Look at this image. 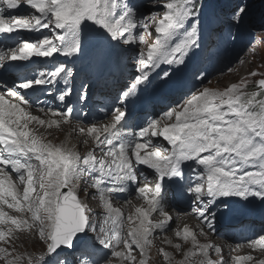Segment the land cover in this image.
<instances>
[{"label": "snow or ice", "instance_id": "6c2138e0", "mask_svg": "<svg viewBox=\"0 0 264 264\" xmlns=\"http://www.w3.org/2000/svg\"><path fill=\"white\" fill-rule=\"evenodd\" d=\"M208 8L205 0H0V264H228L205 226L214 230L218 215L250 205L264 212V73L249 71L259 78L223 89L190 88L144 121L133 122L128 107L141 86L171 79L162 65L211 61L218 41L245 38L246 0L223 16ZM258 27L264 41V16ZM34 57L48 69L9 82L19 70L13 62ZM113 67L133 71L118 106L100 109L110 119L71 126L89 98L90 73ZM38 92L63 107L40 106L46 119L33 115L47 104ZM64 125L71 127L59 143L39 132L63 133ZM133 194L138 205L127 199ZM121 196L130 211L114 203ZM185 199L184 214L200 223L172 229ZM167 232L162 243L171 251L157 239ZM247 247L264 252V234ZM254 260L236 256L234 264Z\"/></svg>", "mask_w": 264, "mask_h": 264}, {"label": "rangeland", "instance_id": "374dc122", "mask_svg": "<svg viewBox=\"0 0 264 264\" xmlns=\"http://www.w3.org/2000/svg\"><path fill=\"white\" fill-rule=\"evenodd\" d=\"M221 1H222V4H229V5H232L233 2H235V0H221ZM248 1L249 0H247V2ZM248 5H249V14H251V15L254 14L259 20L261 19L262 16H264V0H250ZM227 11H228V8L226 9V13H227ZM249 21H250V24L254 25V27H250V30L254 33V38H253L252 42L250 43V48H252V49L247 50V52H249L248 53L249 55L243 56V61H242L243 65L242 66L239 65V67L232 74L220 75L219 71L212 72V68H211L212 64H210L206 70H199L198 71L196 69V66L199 62L195 63V64L190 63L187 67H181L180 70H176V66L165 68L161 72V74L164 71H169V70L171 71L170 73L172 75L175 74L176 78L174 80V85L176 87H177V84L182 85V84H185L186 82H189V80H190L189 78L191 77V75L194 74L191 81H194V84L196 85L195 89L202 87V86H203L202 88H204V87L210 88L211 85H209V84H213V83H216L215 88L223 89V87L225 85H229L230 83L237 82L240 78H243V77H247L249 80L258 79L259 77H256V78L249 77L248 73H249V71H257V72L264 73V41H262L260 39L261 30L258 26H256V25H259V22L253 23L251 20H249ZM2 45L3 44H0V47ZM220 45H223V41L220 42ZM226 52H230V49L228 48L226 50ZM240 52H241L240 49L233 46L230 58L232 60H236L238 58ZM31 62L35 63L36 60H33ZM207 64H208V62L204 63V65H207ZM49 66L50 65L42 64L41 66H38L34 70V72L35 71H42ZM128 69L130 71L128 76L125 78L124 82H122L120 87L114 89V91H116L117 89H120V91H121V89L125 85L131 83L132 77L130 76V73L133 71V69L131 67H128ZM161 69H162V67L159 69V71ZM197 73L200 74V77H206V79H204L202 83H201V79L197 76ZM31 74H33V72H31ZM83 79H84L83 73H81L79 76H77V85ZM212 81H214V82H212ZM228 81H230V83ZM88 83L90 85L89 81H88ZM155 84H156V82L153 83L151 85V87H154ZM168 84H169V82H168ZM166 85L167 84H164V82L162 83V86H166ZM106 88L108 89V85H103L102 87L99 88V91H98V89H95V83L90 85V87L88 89L89 98L87 99V101L90 99L92 101H94V107L90 110L89 108H87L85 102H83L81 105H79V107L82 108L81 119L90 118V117L101 118L103 116V114H105V113L101 112L100 109H102V108L109 109L110 108V106L108 104H106L102 98V95L105 94ZM212 88H214V87H212ZM143 89H144V87L141 86V91ZM250 89H251V87L249 88V90ZM141 91L139 93H141ZM74 97H76V96L73 95L72 99ZM45 98H49V97L46 95H43V98H41L40 100L45 99ZM132 99H134V98H132ZM153 103H155V102H153ZM131 104H132V102L129 103V105H131ZM64 126H66V125H64ZM56 133H57L56 136L47 137L48 139L52 140L53 143L58 142L60 140H63L66 136L65 133H61V132H56ZM69 139H70V143H71V140L73 142L72 138H69ZM78 148L86 149V148H84V146H79ZM81 152H84V151H81ZM210 236L214 237L215 239L221 240V243L223 241H225V240L219 238L218 236L217 237L214 236V234H212V235L210 234ZM225 242H227V241H225ZM18 243H19V241H18ZM29 250H31V249H29Z\"/></svg>", "mask_w": 264, "mask_h": 264}, {"label": "bare ground", "instance_id": "6f19581e", "mask_svg": "<svg viewBox=\"0 0 264 264\" xmlns=\"http://www.w3.org/2000/svg\"><path fill=\"white\" fill-rule=\"evenodd\" d=\"M233 3H235V2H233ZM256 26H258V25H256ZM149 39L151 40V38H149ZM238 42H240V41H238ZM6 43H11V42L9 41V42H6ZM3 46L4 45H2L1 47H3ZM34 58H32V59H34ZM12 68H14V69L16 68L17 69V68H19V65L16 64V63H13L12 64ZM228 82L230 83V81H228ZM212 87L215 88L216 87V83L211 84L210 88H212ZM73 101H75V100H73ZM40 106H44L45 109L47 110L48 107L53 108V106H56V104H54V103H52V101H50V102H47L46 105H37V106H35V107H33L31 109L33 115H38L41 118H45L46 119L47 117H45L44 114L39 111V107ZM104 122H106V120ZM76 125L77 124H72L71 126H76ZM30 127H37V126L30 125ZM63 128H64V132L63 133H65V134H67L69 132V130H70V126L69 125L68 126L67 125L66 126H63ZM49 131L52 132V135H48V133L43 128H40L39 129V132L40 133H44L47 137L56 136L57 135L56 132H60V131L55 130V129H52V130H49ZM70 138L73 139V142L71 140V143L72 144H75L76 143V140L79 139V137H77L75 134H73L72 137H70ZM60 141L55 142V143H59ZM84 148L87 149V146H84ZM86 149H80V148H78L79 151H86ZM128 197H131L132 198V199H129V200L132 201V204L133 205H138L139 203H141L139 200L136 199L135 194H133L131 196H128ZM114 203L116 204V206H124V210L126 212L131 210L129 207H127L124 204V201H122L120 198H118V200L115 201ZM235 205L236 206H239V204H235ZM176 207H177V214H174L173 215V222L171 223V228L172 229L182 228L184 226V224H188L189 226H195V225L199 224L198 219L195 218L194 216L185 215L184 213L186 211H184L183 213L180 212L181 210L184 209V206L183 205H181V206L180 205L179 206L177 205ZM255 213H257V211ZM254 231L259 232L260 229H254ZM206 232H208V231H206ZM210 234L211 233L209 232L208 239H210L213 243H215V244H217V245H219V246H221L223 248V254H224L225 259L228 262V264H234V258L236 256H244V255H247V254L253 255L254 258H255V260L264 259V252H261L259 250L253 251L252 249H250L249 247H247V244L249 243L250 240L257 238L260 234H264V231H262V232H260V233H258L256 235H254V236H243L241 239L240 238L239 239H236L234 237V238H232L230 240H226V238H221V239L227 241V242L223 241L222 243H221V240L215 239L214 237H211ZM165 235H167L169 237H172L173 236V233L172 232L161 233L158 236V238H157L158 239L159 246L165 247L166 250L171 251V249L168 248L167 245H164L162 243V240H163V238H164ZM214 236L217 237V234L214 235ZM201 239L203 240V238H201ZM154 253H155V250H154ZM213 255H215V254H213ZM255 260L253 262H245V264H255Z\"/></svg>", "mask_w": 264, "mask_h": 264}]
</instances>
